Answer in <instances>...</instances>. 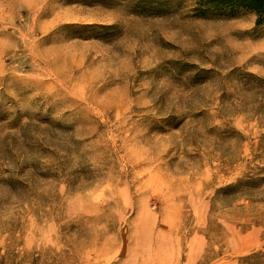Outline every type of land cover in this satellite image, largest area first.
<instances>
[{
  "label": "rangeland",
  "instance_id": "rangeland-1",
  "mask_svg": "<svg viewBox=\"0 0 264 264\" xmlns=\"http://www.w3.org/2000/svg\"><path fill=\"white\" fill-rule=\"evenodd\" d=\"M257 19L0 0V264H264Z\"/></svg>",
  "mask_w": 264,
  "mask_h": 264
},
{
  "label": "trees",
  "instance_id": "trees-1",
  "mask_svg": "<svg viewBox=\"0 0 264 264\" xmlns=\"http://www.w3.org/2000/svg\"><path fill=\"white\" fill-rule=\"evenodd\" d=\"M209 5L225 8H240L254 12L258 19L257 24H264V0H200Z\"/></svg>",
  "mask_w": 264,
  "mask_h": 264
}]
</instances>
